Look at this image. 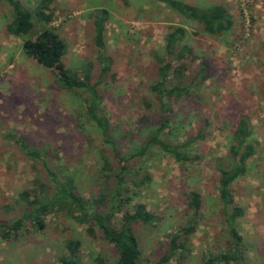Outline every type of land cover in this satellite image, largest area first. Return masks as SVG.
<instances>
[{"label":"rangeland","instance_id":"rangeland-1","mask_svg":"<svg viewBox=\"0 0 264 264\" xmlns=\"http://www.w3.org/2000/svg\"><path fill=\"white\" fill-rule=\"evenodd\" d=\"M19 1L33 11L41 0ZM181 1L197 8L223 5L232 18L230 31L210 36L199 23L177 15L158 0H48L47 8L53 15L50 26L66 45L64 65L78 71L92 63V83L97 80L99 53L94 22L106 16L102 51L112 61L97 88L103 98L102 114L121 155L139 147L147 127L156 123L150 121L155 115L141 100L156 79L154 55H165L166 35L184 29L179 47L186 45L198 56L193 67L201 60L208 63L205 88L177 107L180 123L186 124L184 133L168 139L184 141L208 118L206 139L188 149L190 156L198 154V162L178 163L151 150L143 159L128 163L139 172L136 178L145 175L149 179L131 205L143 203L163 218L156 227L135 226L142 263L204 264L211 254L224 251L228 236L215 160L230 163L228 147L237 116L243 111L259 144L257 154L247 163L248 172L233 184L232 194L234 203L244 209L237 225L245 263L264 264V0ZM11 18L10 8L0 0V223L18 215L22 192L32 188L36 176L47 183L40 162L26 160L11 137L23 136L30 148L45 152L50 168L73 176L87 198L98 185L94 179L100 168L97 155L104 148L86 115L88 94L83 89H60L52 71L25 56L22 40L4 29ZM142 112L147 121L141 120ZM194 189L202 195L203 206L197 229L189 238L190 251L180 262L174 258L158 263L169 236L190 220L186 197ZM44 221L42 231L27 225L16 239L0 237V264H60L67 239L79 240L80 264H97V258L101 264H112L117 258L114 247L100 234L91 238L84 227L60 214L47 215Z\"/></svg>","mask_w":264,"mask_h":264},{"label":"trees","instance_id":"trees-1","mask_svg":"<svg viewBox=\"0 0 264 264\" xmlns=\"http://www.w3.org/2000/svg\"><path fill=\"white\" fill-rule=\"evenodd\" d=\"M10 8L12 18L4 26L7 34L22 40V53L34 60L43 68L54 73L55 84L62 90L74 91L83 89L88 94L86 115L92 122L100 142L104 148L99 150L100 168L94 179L98 185L87 198L81 194L73 176L63 170H52L45 152L30 148L23 136L11 137L26 160L40 165L45 171L47 183L39 176L33 180L32 188L24 190L20 197L22 208L14 218L0 223V237L3 240L16 239L18 234L28 225L34 231L44 230V217L60 214L69 221L85 228L87 236L101 238L112 245L117 258L112 264H143L139 242L135 234V226L156 227L163 218L146 209L143 203L131 205L140 187L149 183L148 177L139 176L138 171L128 163L131 160L143 159L152 150L169 155L178 163H196L199 156H190L189 148L204 141L208 132L209 119L203 118L193 136L179 142L170 141L169 137L183 134L185 123H180L177 107L182 101L197 96L200 89L205 88L208 76V63L201 60L193 67L198 56L186 45L179 43L184 38L185 30L176 28L165 37L163 57L154 55L156 62V79L148 88V95L141 100V105L155 116L150 121L155 124L146 130L141 144L129 154L121 155L112 139V130L108 119L102 114V96L98 85L110 72L111 58L105 56L103 45L104 14L96 18L95 43L98 74L93 79V64L85 63L79 70L68 69L63 63L66 45L56 30L50 26L52 12L47 8L48 0H41L39 5L30 11L19 0H2ZM177 15L202 26L210 36H220L230 31L233 22L227 9L220 4L208 8H197L181 0H158ZM176 63V65H174ZM79 74H82L81 77ZM113 78L114 75L112 74ZM141 120H146L142 112ZM9 137V138H10ZM124 139V136L122 137ZM258 144L252 134L249 116L240 111L232 140L228 147L229 162L225 165L222 159L215 160L218 175L217 189L221 205L223 223L227 229V242L223 252L211 254L204 264H246L243 238L239 233L237 221L244 216V209L234 203L233 184L248 172V161L257 154ZM109 147V148H108ZM34 169V167H33ZM134 189V190H133ZM187 207L191 211L190 220L178 227L164 244V250L158 263H168L175 258L180 262L189 253V238L197 229L198 216L203 206L202 195L196 189L187 194ZM20 204L19 201H16ZM6 209H9L6 206ZM80 242L78 239H67L64 243L66 253L59 259L60 264H80ZM97 264L103 263L101 258Z\"/></svg>","mask_w":264,"mask_h":264}]
</instances>
